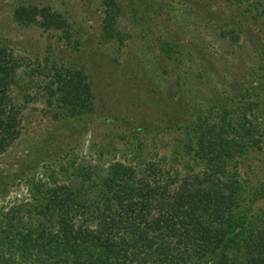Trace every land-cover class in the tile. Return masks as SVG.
<instances>
[{
    "label": "rangeland",
    "instance_id": "rangeland-1",
    "mask_svg": "<svg viewBox=\"0 0 264 264\" xmlns=\"http://www.w3.org/2000/svg\"><path fill=\"white\" fill-rule=\"evenodd\" d=\"M259 4L0 0V44L22 59L35 97L23 101L21 135L0 155V229L14 235L34 228L36 233L43 224L52 230L54 217L48 213L43 218L40 212L55 185L53 176L56 184L79 192L81 200H92L95 195L105 198L102 180L115 161L136 170L151 160L171 173L188 167L199 171L202 161L182 144L195 137L191 122L196 116L215 120L223 112L254 122L258 143L244 147L233 163L247 187V213L260 216L264 11ZM20 6L47 7L67 26L20 22L14 18ZM45 63L83 71L94 92L88 111L74 117L50 112L54 109L47 106L46 94L34 93L50 81L46 69L29 71Z\"/></svg>",
    "mask_w": 264,
    "mask_h": 264
},
{
    "label": "trees",
    "instance_id": "trees-1",
    "mask_svg": "<svg viewBox=\"0 0 264 264\" xmlns=\"http://www.w3.org/2000/svg\"><path fill=\"white\" fill-rule=\"evenodd\" d=\"M259 3L263 12L264 0ZM14 18L67 26L47 7L20 6ZM21 63L0 44V155L21 135L23 101L35 98ZM47 66L29 71L46 69L50 81L34 93L46 94L50 112L74 117L88 111L94 92L83 71ZM222 117L196 116L191 122L195 137L182 145L202 161L199 171L171 173L151 160L136 170L115 161L102 180L105 198L92 200H81L53 176L40 214L53 216L55 227L38 224L37 234L30 228L14 235L0 229V264H264V210L258 217L247 213V187L233 163L244 147L258 143L254 122L226 112Z\"/></svg>",
    "mask_w": 264,
    "mask_h": 264
}]
</instances>
